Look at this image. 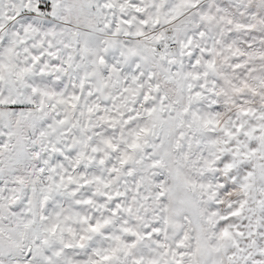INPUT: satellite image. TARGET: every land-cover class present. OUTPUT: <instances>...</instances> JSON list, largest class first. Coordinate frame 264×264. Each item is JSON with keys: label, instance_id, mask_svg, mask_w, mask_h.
Wrapping results in <instances>:
<instances>
[{"label": "snow or ice", "instance_id": "snow-or-ice-1", "mask_svg": "<svg viewBox=\"0 0 264 264\" xmlns=\"http://www.w3.org/2000/svg\"><path fill=\"white\" fill-rule=\"evenodd\" d=\"M0 264H264V0H0Z\"/></svg>", "mask_w": 264, "mask_h": 264}]
</instances>
